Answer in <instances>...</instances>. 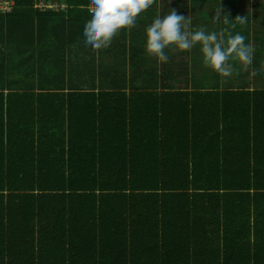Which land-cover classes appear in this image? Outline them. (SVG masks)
<instances>
[{"label": "trees", "instance_id": "16d2710c", "mask_svg": "<svg viewBox=\"0 0 264 264\" xmlns=\"http://www.w3.org/2000/svg\"><path fill=\"white\" fill-rule=\"evenodd\" d=\"M14 1L0 16L67 20L82 42L87 0ZM68 58L15 67L51 91L0 92V264H264V89L188 90L177 70L97 90Z\"/></svg>", "mask_w": 264, "mask_h": 264}, {"label": "crops", "instance_id": "0c3cea01", "mask_svg": "<svg viewBox=\"0 0 264 264\" xmlns=\"http://www.w3.org/2000/svg\"><path fill=\"white\" fill-rule=\"evenodd\" d=\"M219 6L229 16L227 23L213 20ZM172 9L187 16L190 20L189 31L195 32L204 27L208 32L222 33L225 47L231 36H244L245 43L254 49L251 63L245 65L233 57L230 60L231 74L225 77L204 65L199 44L190 51L171 46L165 50L169 56L167 63L149 56L145 50L146 29L157 16L163 17ZM238 16L243 17V22L236 19ZM77 35L78 31L74 32L67 20L0 16V92L51 91L42 88L38 81H15L12 73L15 67L23 64L24 59L32 57L37 68L44 66L46 69V58L53 65L56 57L62 55L69 56L67 63L78 57L79 64L85 65L89 73L94 65L98 67L97 72H109L118 66V72L128 73V81L112 82L113 86L110 87H100L98 84L97 90L120 87H128V90L139 87L162 90L175 82L171 72L177 70H181L182 75L175 76L179 81L176 84L188 90L264 89V0H155L149 9L138 16L134 28L121 30L110 47L98 52L89 51Z\"/></svg>", "mask_w": 264, "mask_h": 264}, {"label": "clouds", "instance_id": "9594fccd", "mask_svg": "<svg viewBox=\"0 0 264 264\" xmlns=\"http://www.w3.org/2000/svg\"><path fill=\"white\" fill-rule=\"evenodd\" d=\"M154 2L155 0H87L89 15L83 28V45L93 52L110 47L113 38L121 30L134 28L138 16ZM236 19L243 22V17L238 16ZM213 20L227 23L229 16L219 6ZM189 24L187 16L178 14L176 9L163 17L157 16L146 29L147 54L157 58L158 62L167 63L169 56L165 50L171 46L175 45L181 51H190L199 44L204 65L225 77L231 74L230 60L233 57L245 65L251 63L254 49L245 43L244 36H231L225 47L222 33L208 32L204 27L192 32L188 30Z\"/></svg>", "mask_w": 264, "mask_h": 264}, {"label": "rangeland", "instance_id": "374dc122", "mask_svg": "<svg viewBox=\"0 0 264 264\" xmlns=\"http://www.w3.org/2000/svg\"><path fill=\"white\" fill-rule=\"evenodd\" d=\"M78 78H79V80L78 79L77 80L71 79L69 81V83H72L71 85H77L78 86L80 84V86H82V85H84V82H85V85L83 87L89 88V86H90L89 83H91V82H89L88 80H85L86 79L85 73H83L81 76H78ZM113 80L114 79L111 78L110 76H108L106 74V72H97L96 80L95 81L91 80V81H92V83H95L97 85V87H98V84H100L99 85L100 87H110V86H113V83H112Z\"/></svg>", "mask_w": 264, "mask_h": 264}, {"label": "built area", "instance_id": "2783aa9c", "mask_svg": "<svg viewBox=\"0 0 264 264\" xmlns=\"http://www.w3.org/2000/svg\"><path fill=\"white\" fill-rule=\"evenodd\" d=\"M15 6V1H10V0H0V14H10L12 13L13 11V8ZM40 7L43 9V10H47V9H50V10H57L59 8L58 5H44V4H41ZM65 7V6H64Z\"/></svg>", "mask_w": 264, "mask_h": 264}]
</instances>
